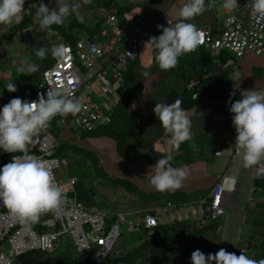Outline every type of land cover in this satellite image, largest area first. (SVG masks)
<instances>
[{
  "label": "clouds",
  "instance_id": "1",
  "mask_svg": "<svg viewBox=\"0 0 264 264\" xmlns=\"http://www.w3.org/2000/svg\"><path fill=\"white\" fill-rule=\"evenodd\" d=\"M91 2L92 0H73L70 4L67 0H56L55 7H50L41 2L36 8V16L41 30L47 29L54 24L63 25L65 19L73 14L76 16L78 22L83 23L84 16L81 15L80 9L83 5L91 4ZM24 5L25 0H0V24H19L23 20V12L25 10ZM238 6L237 0H224L222 5V7L229 12L235 10ZM251 7V18L254 19L257 24L264 22V0H251ZM206 10L207 6L205 0H188V2L179 9L178 21L174 14H169L173 16L176 21L174 25H171L169 21L168 27L159 24L157 25V28L162 29V34L159 36H151L149 41H151L156 50L154 59L162 71H168L175 68L179 62V57L194 52L197 46L204 43V33L200 31L196 25L185 21L201 15ZM167 13L171 12L168 11ZM28 30L31 31L32 29L29 28ZM197 49L206 48L198 47ZM49 51L55 61L56 59L65 60L69 49L62 43L53 45L51 49L42 46L36 51L35 55L37 58L43 60L46 58ZM18 72L24 75L38 73L39 65L32 62L29 57H25L18 67ZM140 74L143 77H148L150 75L148 71L143 69ZM121 77L118 78L122 80ZM231 77V80L233 81L239 80L240 73L234 71L231 74ZM71 82L72 81L70 80L69 83ZM111 86L113 87L112 84ZM6 88L9 92H16L18 90L13 81H10L6 85ZM113 90V95L116 96L117 91L114 87ZM235 95V91L230 92L228 101L226 102L230 105V113L233 114L232 124L236 130L235 135L229 139L226 134L218 140H213L209 146L211 154L214 157L227 155L229 166L226 170L216 174L215 181L211 184L205 194L185 199L191 200L201 197L213 201L215 199V187L218 181H220L219 184H222L225 176L232 182V188L223 189L219 196L218 205L223 206L225 203L223 206L224 213L217 219L210 221H215L217 224L221 222L225 225V230L223 232H215V234L221 235V240L226 236V242L233 221L230 222L229 226H227L226 223L229 219H236L247 168L252 167L250 173L252 186L250 196L242 208L243 215L246 216L251 210L253 212H256L257 210L261 211V209L256 208L253 199L257 197L264 199V197L261 196L263 194L260 193L262 192L261 189L255 186L256 180L264 179V173L262 170L264 169V91H242L241 98L233 102V97H235ZM91 97L93 100V92L91 93ZM29 98L21 99L20 97H14L0 108V148L8 153H20V155H13L12 161L6 163L0 168V201H2L3 206L9 210L11 215L24 225L38 223L42 214L58 208L63 199L62 189L55 183L54 174L48 163L45 160L34 157L28 153V146L33 143L34 137H36L41 131L45 129L48 130L50 122L57 115L66 117L60 118L65 125H70L72 119L74 128L80 133L83 131H91L84 129L75 123V115L84 110L86 103L85 97H75L67 88L57 87L49 88L46 97L44 93H39L38 99L29 101ZM181 104L182 101L176 99L174 103L170 104L156 103L153 109L154 114L159 119L164 130V134L169 136V144L175 150H179L182 143L192 140L194 136L192 131V121L186 111L181 107ZM51 136L54 137L53 135ZM55 139L58 141V148L56 151V155H58V149L63 141L58 138ZM224 141L232 143L233 150H238L235 157H232L228 153L227 150L230 146L224 144ZM215 143H220V149L222 150L221 155H216L219 154V152L216 154L214 153V148L212 146ZM193 147H195V145H193ZM240 150H243V164L241 167L242 169L240 170L242 176L239 180L237 177L239 170L234 169V166H237V157ZM172 159L173 157L171 153H168L161 156L156 163L151 166L153 174L150 177V184L158 192H174L180 189L183 185V181L188 175L185 169L174 168L170 163ZM64 162L65 161L63 160V163ZM257 165L261 167V171L258 174L256 173ZM69 177L76 176L70 175ZM60 179L64 180L63 178ZM233 196H235V202H232ZM166 200L184 201L172 200L169 198L149 206L133 208L132 210H122L118 213L122 212L125 215L134 214L135 219L132 220L135 222V225L132 228L128 225V229L132 231H135L136 229L139 230L140 228L141 231L142 229H147L145 232L148 234L151 232V229H154L159 224L187 222V219L182 221H170L168 220V215L162 213V216L157 218L158 220L155 226L148 228L143 224L142 217L147 211L142 210L160 206ZM108 212L109 216L106 220L107 223L110 224L115 222L113 217L117 215V213ZM136 222H138V224H136ZM62 237L66 239V245H71L74 248L75 254L71 256L67 254H58L56 256L75 257L77 255H85L91 264H104L109 258L117 255V253L115 254L114 244L112 250L104 261L101 263H94L89 258L90 253L88 251L77 250V247L69 234H63L60 238ZM231 239L232 237L230 235L228 244L226 245L225 242L224 248L218 249L215 253H208L207 256L200 249L194 250L190 257L192 264H213V262H215V264H264V259L257 261L248 257L244 248H236L233 246L232 252H228L227 249ZM59 245L60 244L57 243V247L51 251H37L51 255L56 251ZM241 249L244 251H240ZM25 253L27 252H23L19 256H22ZM12 264H14V261Z\"/></svg>",
  "mask_w": 264,
  "mask_h": 264
},
{
  "label": "built area",
  "instance_id": "2",
  "mask_svg": "<svg viewBox=\"0 0 264 264\" xmlns=\"http://www.w3.org/2000/svg\"><path fill=\"white\" fill-rule=\"evenodd\" d=\"M237 3L238 8L231 12L225 10L222 18L216 17L215 24H195L204 33V43L197 48L205 47L215 51L227 49L238 59H241L247 52L254 55L264 53V22L257 24L251 18V0H237ZM103 10L105 21L112 32L108 42L80 39L76 42L75 48L62 43L69 49L66 59H56L53 65L43 72L42 79L34 88V94L28 99L29 101L38 99L39 93H44L46 97L49 88L57 87L67 88L75 97H85L84 110L75 115V123L87 130H92L110 121V114L103 111L92 100L90 80L96 77L103 84L105 92L113 94V87L103 71L105 56L115 50L119 44L124 45L122 50H118L108 63L114 71L113 77H121L127 63L139 55L142 39L140 34L123 28L115 13ZM137 19H140V16ZM168 21L171 25L176 23L174 17L167 13L162 16L159 25L168 27ZM156 30L162 34V29L156 26ZM2 31L3 28H0V32ZM101 35H107L106 28L101 30ZM70 80L71 83H69ZM197 81L191 78L187 87L194 86ZM233 91L225 89L223 95L229 97L230 92ZM223 143L230 146L227 151L235 157L238 150L232 149L233 144L228 141ZM220 146V143L212 146L215 154L219 152L216 155L222 153ZM57 148L58 141L45 129L34 137L33 143L28 146V153L48 163L54 174L55 183L62 189V202L58 208L42 214L38 223L24 225L11 215L0 201V264H12L14 259L23 252L54 250L63 234H69L72 237L78 251H88L89 258L94 263H101L109 255L120 234L118 222L107 223L109 212L106 209L84 205L75 196L68 194L69 191H73L77 178L69 177L66 180L58 178V170L63 160L56 155ZM13 155H20V153H8L0 148V168L11 162ZM256 170L258 174L261 167L257 165ZM262 170L264 173V169ZM219 182L215 187L213 201L201 197L184 201L166 200L160 206L142 210L147 211L142 217L143 224L148 228L155 226L157 218L161 217L162 213H166L170 221L187 219L198 224H205L217 219L224 213L225 203L223 206L218 205L220 193L223 189L232 188V182L225 176L222 184ZM117 216L121 223L127 220L130 228L135 225V222L127 219L124 213H117ZM224 230L225 225L219 222L215 232L221 233ZM3 243L8 244L7 252L2 250Z\"/></svg>",
  "mask_w": 264,
  "mask_h": 264
},
{
  "label": "crops",
  "instance_id": "3",
  "mask_svg": "<svg viewBox=\"0 0 264 264\" xmlns=\"http://www.w3.org/2000/svg\"><path fill=\"white\" fill-rule=\"evenodd\" d=\"M29 2L33 5H36V3L40 4L41 2H43L49 5L50 7L56 6V0H25V3ZM67 2L71 4L73 0H67ZM187 2L188 0H166V4L163 5L164 7L160 11V14L158 16L154 15L151 19H148V21L145 20L146 18L144 17L143 20L138 23L135 21H133L131 25L129 23V25L131 26V30L134 29L135 31L140 32V35L142 36L140 51L138 55V57L140 56V64L133 70L134 79L135 75L138 78V86L136 91L131 96V99L127 101L126 104V111H133L139 114V118L135 121V123L139 125V130L136 127L132 130H114V134L116 131H118V134L116 137L113 138L105 135L90 136L86 134V131L80 133L70 125H66V128L63 130L60 129L57 120L66 117H62L59 115L54 117V120L50 123V126L48 127V130H58L57 134L59 135V137H56L59 140L63 139L61 141H63L64 143H69V141L67 140L71 141V144L68 145H72L73 148H71L68 152L63 151L61 154L62 159L64 161L69 160L72 163L73 161H79L83 164L86 163L88 165V151L98 150L101 154V156H99V154L97 153L99 162L95 163L94 161H92V165H94L95 163L97 166V173L103 176L106 175V173H109L107 177L116 180L120 179V182L129 183L131 184L129 185L130 188H133L132 186L135 187L136 191H134L138 194L134 198H131V201L134 204L130 208H127L128 210L149 206L151 204L163 201L159 198L160 194L165 195V199H169L170 193H173L174 197L183 198L181 200H185L201 194L203 195L208 191L211 184L215 181L216 174L226 170L229 166L227 155L215 159L217 157H214L211 154V150L209 147L210 143L213 140H218L226 134L228 135V138L231 139L236 133L235 127L234 125H231L229 118L230 114L232 116L233 114L229 111L230 105L226 103L229 97H225L224 95H222L221 97H216L212 99V101L203 102L200 100L201 102H197L196 104L188 105L183 108L192 121V131L194 133V136L192 140L182 143L180 145L179 150L173 149V147L169 144V136H166L164 134V130L160 124V121L153 111L156 103L170 104L172 103L170 101L172 97H175L177 94H179V96L181 95L180 90H182L184 81L186 79L185 77H183V74L187 75L186 72L190 70L191 65L187 61L191 62V59H184L181 56L183 61L178 62L175 68L170 69L168 71H162L159 68L158 64L155 62V59L153 58L154 46L152 45L151 41H149L151 36H158V34L160 33L156 30V27L152 30H149L148 28H150V26H152L157 19L162 17L163 14H167V12H170L171 10H175V17L178 21L179 9ZM175 5L177 6L176 8ZM28 7H30V5ZM24 13L25 10L23 14ZM84 13H86V11ZM72 16L73 15H71V17ZM101 17L103 18V15ZM213 17L211 16L209 10H206L201 15L195 16L191 20L185 22L192 23L194 25L205 24L210 22ZM131 19L132 17H130L128 20ZM90 23L91 22H88V24ZM9 26L10 25L0 24V28H3L2 32H4L5 28L8 29ZM48 30L51 34L54 35L52 41H47L46 43L47 48L49 49L50 45L52 46V44L55 43V41L60 37V35L56 34L57 32L52 30L51 28H48ZM40 31L41 28L39 27L38 32ZM33 34L36 35L33 37L31 34V36L28 37L29 42H27L26 44L24 42V38L22 36L21 31H18L17 37L20 40V44H17L15 46L20 45L19 48L15 47L7 55H2L0 66L2 63H4L3 58L7 60L8 57H11L8 59L9 61L7 62V64H4V67H0L1 69L5 70L7 74L10 73V67L14 63H22L23 58L21 60L20 55H25L26 53L32 55V51H34V49L37 48V45H39L36 41H34V38H37L40 35L37 34L36 31ZM16 55L17 58H15ZM195 59L198 62V65L202 64V58L200 55H198V57H196ZM253 65L264 66V54L256 56L252 53H246L242 57V62L239 69L241 81L244 79V76H241L242 67L243 70H252L251 66ZM221 68L223 69V66ZM142 69L148 71L150 75L148 77H143L140 74ZM215 73H217V70L215 71ZM222 73L223 71L220 72V75H223ZM222 77L223 76H220L219 79H221ZM112 79L117 78H114L112 76ZM246 79L249 80L247 82L249 83L248 87L264 88L263 78L253 80L246 77ZM13 83L17 86L16 82ZM240 88L244 90L236 92V98H233V102L241 98L242 91H247V88L242 87V85ZM116 91L117 95L114 96L115 103L111 104V102L107 100V103H105L107 105L110 104V106H113L114 110L116 109L121 112L122 109L117 108V106L115 105L117 101L121 98V94L125 91V87L122 84V80L121 85H119ZM14 94V92H9L7 95H4V98H8V100L10 101L12 98L15 97ZM105 94L107 93L105 92ZM2 107L3 103L1 101L0 108ZM127 117L128 116L125 115L124 117L122 116V118L120 119V121L123 123V125L121 124L122 126H124V124L127 122ZM98 127L94 128L93 130L97 129ZM122 134H124L123 138L120 137ZM127 134H131L130 137H127ZM116 139L120 140L119 150L117 148ZM193 145H195V147H193ZM65 146L66 145L62 146V149ZM168 153H171L173 157L172 161L170 162L171 165H173L174 168L185 169L188 175L183 181V185L180 189L174 192H158L150 184V177L153 174L151 171V166L154 165L161 156ZM242 155L243 150H240V153L237 157V166L235 165L234 169L239 170V161L242 160ZM99 167L103 171V174L101 173ZM108 182L111 181L109 180ZM113 183H117V181H114ZM137 196H142V198ZM127 209L124 206L122 209L115 210L122 211ZM115 210H113V212H115ZM241 216L242 219H240V226L238 228L236 236H233L236 219H229V221L226 223V225L229 226L230 222L233 221V225H231L232 228L230 232L232 238L237 239L241 235V230L244 229L246 221L254 220L253 216L246 217L243 214ZM218 243L219 245L217 247V250L211 252L215 253L218 251V249H220L221 243L219 241ZM133 245L125 248L126 250L118 252L115 251V253H125V251L130 250V247H132ZM189 248L190 245L187 244L181 250H183L186 254L190 252ZM171 261L178 262V260L176 259H173ZM185 264H192V262H186ZM213 264H215V262H213Z\"/></svg>",
  "mask_w": 264,
  "mask_h": 264
},
{
  "label": "trees",
  "instance_id": "4",
  "mask_svg": "<svg viewBox=\"0 0 264 264\" xmlns=\"http://www.w3.org/2000/svg\"><path fill=\"white\" fill-rule=\"evenodd\" d=\"M149 1L150 0H138V1L129 0L125 4H121V5H117L114 3V6L116 8L115 14L119 17L121 23L122 22L125 24L130 23V25L132 24L133 21L138 23L142 21L144 17L145 18L147 17L146 11L148 10L149 7L148 6ZM36 5L32 4L30 5V7L25 9V13L23 14V20L19 24L13 23L9 26L8 29L5 28L4 32H0V41L2 37L7 35L9 32L13 33L16 30L21 31V33L22 30H24L27 33V37L31 36V34L34 37L36 35L33 34L35 31L37 32V34L40 35L39 37L34 38V41H36L39 45H37V48L34 49V51H32L33 54L31 55L26 53L25 55H20L21 60L22 58L24 60L25 57H29L32 62L37 63L39 65L38 73L26 75L25 79L22 77L23 74L21 78H18V75L15 74L16 80H14V72L12 71V69H10V73L7 74L5 71H3L0 68V85L2 83L1 81H3L5 78H9L10 81L16 82L18 86L17 87L18 90L14 92L15 93L14 96L20 97L21 99H27L34 94L33 90L36 84L38 83V81L42 79L43 72L47 68H49L54 62V58L52 57L50 51H49L50 53L48 52L46 58L43 60L37 58L35 55L36 51L40 47L43 46L46 48L47 41L49 42L52 41L54 37V35L49 32L48 28L41 30L42 32L41 31L38 32V28L40 26H39L38 18L36 16V8L39 6V4L36 3ZM106 6L111 7L112 5L110 4ZM103 9H105V12L113 13V12H109L106 7L101 6L100 10L103 13H104ZM139 16L140 19H137V17ZM130 17H132L133 20L132 19L128 20ZM91 18L93 17L87 18V20H89L88 22H90ZM103 18L101 16L98 18L94 17V19H92L93 22H91L90 24H88V22L80 23L76 19V16L73 14L72 17L69 16L68 18H66V21L64 22L63 25L54 24L50 26L49 28L56 31L57 32L56 34L60 35V37L55 41L54 44H52V46L64 42L75 48L76 42L80 39L108 42L110 36L112 35V32L108 24L106 23L104 16ZM161 18L162 17L157 19L155 23L152 26H150V28L148 29L149 30L154 29L159 24ZM215 21H216V17L214 16L210 22L205 24H215ZM15 27H17V29L13 30ZM29 28H31L32 30L29 31L28 30ZM103 28L107 29V35L105 36L101 35V30ZM28 42H29V38H28ZM25 43L27 44V41ZM52 46L50 45L49 49H51ZM123 46L124 45H122V43L119 44L115 50H112L110 53H108L105 56L104 61H106V63L109 62L118 52V50H122ZM210 52H213V55ZM228 52L232 53L227 49H222L218 51H215L213 49H207V50L202 49L199 51V49H197L196 51L191 52L190 55L192 56L188 58L191 59V62L187 61L188 63H190L191 67L190 70L186 72L187 75L183 74V77H185L186 79L184 81L182 90H180L181 95L179 96V94H177L175 97H172L170 101L174 103L176 99H180L182 101L181 107L184 108L188 105L196 104L197 102L212 101V99L216 97H221L223 95V90L225 89L234 90L235 93L240 90H244L241 89L240 87L241 85L243 87V85L245 84L249 85V83H247L249 80H247L246 78H244L242 81L240 79L234 81L231 80L232 79L231 74L234 71L239 72V70L237 69L238 65L234 67L229 66L230 68L229 78L220 75V72L223 70L221 67L224 65L226 57L228 56L233 57L232 56L233 53L230 54ZM155 54H156V50L154 49L153 58L155 57ZM198 55H200L202 58L201 65H198V62L195 59L196 57H198ZM9 58L11 57H8V59ZM15 58H17V55L15 56ZM213 58L218 61V65L216 67L211 65V59ZM236 58L237 57H235L234 60ZM1 60L2 58L0 59V61ZM139 64H140V59L137 56L135 59L130 60L125 66L124 70L122 71V84L125 87V91L121 94V98L117 101L115 105L117 106V108L122 109L121 112L116 109L113 110L112 112L110 111L111 110L110 109L108 112L111 114L112 117L111 120L108 123H105V125H102L95 130L87 131L86 132L87 135L90 136L105 135L113 138L116 137L118 134V131H116L114 134V130H132L135 127L139 130L138 125L135 123L136 119L139 118V114L133 111L131 112H129L128 110L126 111L127 101L131 99V96L136 91L138 86V78L135 75V79H134L133 70ZM19 66L20 64L14 63L10 68L19 67ZM216 70L217 73H215ZM260 70H262V67L258 69V71ZM220 76L223 77L219 79ZM191 78L196 79L198 81L194 86L188 88L187 84ZM91 80H90V85L92 82ZM99 89L105 91V88L102 83L99 85ZM0 91L2 92L3 96L8 94L4 92V90L1 87H0ZM234 98H236V95ZM2 103L4 105L8 103V101H3ZM109 107L111 108L110 105ZM125 115L128 116L127 122L124 124V126H122L123 123L120 121V119L122 118V116L124 117ZM127 135H128L127 137H130L131 134H127ZM119 141H120L119 139H116L118 150L120 148ZM64 145H68V143L62 142L60 144V148L58 149V152L61 151V154H62V146ZM88 154H89L88 157L91 158L92 161H94L95 163L99 162V158L97 157L96 154L93 153L92 150H89ZM99 169L103 174V171L101 170L100 167ZM111 182L113 183L114 181ZM255 186L261 189L262 192L260 193L263 194L261 196L264 197V179L256 180ZM132 187L133 188L131 189L136 191L135 187L134 186ZM169 196H170L169 198L172 200L183 199L179 197H177L179 198L177 199L176 197H174L173 193H170ZM253 201L255 203L256 208L261 209V211L259 213H255L252 210L248 212L246 217L253 216L254 220L253 221L245 220L246 222L244 225V229L241 230V235L237 239L232 238L231 241L232 240L234 241V246L236 248H244L246 250V255L248 257L259 261L261 259H264V220H263L264 199L257 197L253 199ZM216 226H217V222L215 221L206 222L205 224H198L195 221H190V220H187V222H173V223L159 224L154 229H151V232L148 234L150 235L149 238L147 237V239H145L144 241L140 240L136 242L132 247H130L131 249L128 250V252L125 251L126 253H117V255L109 258L106 262H104V264H170L172 262L171 260L173 259L178 260L176 264H185L186 262H191L190 259L191 253L195 250V248L193 247L189 248L190 252L186 254L184 253L185 255L182 257L180 256L179 253L176 255L177 251H181V249L185 245L187 244L190 245L192 242L194 243L195 241H196L195 243H201V241L203 240L202 242L204 243L205 240L203 237H208L209 239H212L214 242V247L217 250V247L219 245L218 241L221 242L222 236L219 234H215ZM142 230L147 231V229H142ZM203 243L197 249H200L206 256L208 253H213L211 252L212 251L211 249L209 252H206V250L203 249ZM134 254H135V258H134ZM171 255H175V256L172 258L170 257ZM14 264H91V263L88 261L87 256L85 255H77L75 257H66V256L55 257L44 254L41 251H30L23 254L22 256L16 257V259L14 260Z\"/></svg>",
  "mask_w": 264,
  "mask_h": 264
},
{
  "label": "rangeland",
  "instance_id": "5",
  "mask_svg": "<svg viewBox=\"0 0 264 264\" xmlns=\"http://www.w3.org/2000/svg\"><path fill=\"white\" fill-rule=\"evenodd\" d=\"M127 1L129 0H92L91 4L88 5H83L82 8L80 9V13L81 15L84 16V22H88L89 20H87L88 17H93L91 18L90 22H93L92 19H94V17L98 18L102 15H104V13L100 10L101 6H104L107 8V10L109 12H113L115 13L116 8L114 6V3L117 5H121V4H125ZM133 1H138V0H133ZM32 3H25L24 7H28L29 5H31ZM112 5L111 7H107L106 5ZM166 4V0H150L148 2V10L146 11L147 13V17L145 20L148 21V19H151L154 15H159L160 11L163 9V5ZM205 4L208 6L207 10H209L211 16H215L218 18H222L225 15V9L222 7L223 3L222 0H205ZM177 6L175 5V8ZM167 9V8H166ZM88 12V13H84V12ZM172 14H174L176 16V12L175 10H171L170 11ZM66 21V19H65ZM121 26L127 30H131V26L129 24H125V23H121ZM133 26V25H132ZM17 29V27H15L13 30ZM17 32L18 30L14 31L13 33L9 32L7 35H5L4 37H2L1 41H0V57L2 58V55H7L8 53H10V51L13 50V48L17 47L19 48L20 45L15 46L17 44H20V40L17 37ZM131 32L135 33V34H141L138 31H135L134 29L131 30ZM20 33V32H19ZM22 33L24 36V42H28V37H27V33L22 30ZM96 35V34H94ZM160 34H158L159 36ZM157 36V35H156ZM21 38V36H20ZM96 38V37H94ZM47 48V47H46ZM48 49V48H47ZM202 49H199V51ZM50 53V52H49ZM213 55V52H210ZM230 53V52H228ZM250 53V52H247ZM232 54V53H230ZM264 54V53H262ZM261 55V54H260ZM192 55L187 54V55H182V57L185 59H188L189 57H191ZM233 57H226V60L224 62L223 65V76H225L226 78L230 77V68L229 66H236L238 65V70L240 69L241 66V60L242 59H238L236 58L234 60V55L232 54ZM258 56V55H256ZM140 57V56H139ZM181 58H178V61L181 62L183 61ZM4 63L1 64L0 67H4V64H7V62L9 61L8 59H4L3 60ZM106 63V62H104ZM109 62H107L106 64H104L103 67V71L105 72L104 75L105 77L110 81L111 84H113V87L115 88V90L118 89L119 85H121V80H119V78L117 79H112L113 76V69L111 65H108ZM211 65L216 67L218 65V61L216 59H211ZM7 66V65H6ZM262 67V70L258 71L259 68ZM12 69V71L14 72V80H16L15 74L18 75V78H21L22 74H20L18 72V67H13L10 68ZM252 70H241V76L243 78H250L253 80H257V79H264V66H257V65H253L251 66ZM3 70V69H2ZM5 71V70H3ZM24 79L26 78V75L23 74L22 76ZM91 90L93 92V100L100 105L101 109L107 113H109L108 111H113V106H111V108L109 107V105H107L106 100L111 102V104L115 103V99L113 94H105V91H102L99 89V85L101 84V82L96 78H92L91 80ZM10 82L9 78H5L2 83H1V88L4 90V92L9 93V91L6 88V85ZM243 87H246V90H257V91H264L263 87H257V88H251L248 87L247 84L243 85ZM18 89V88H17ZM104 96V98H103ZM0 99L1 101H8V98H4L2 92L0 91ZM106 102V103H105ZM68 118V117H67ZM230 118V123L232 124V115L230 114L229 116ZM54 120V118H53ZM52 120V121H53ZM142 120V117H141ZM51 121V122H52ZM50 122V123H51ZM60 129H65L66 125L64 123H62V121L60 119L57 120ZM140 123V122H139ZM70 126H72L74 128V123L73 120L71 119V123ZM139 126V125H138ZM75 129V128H74ZM51 135H53L55 138L59 137V135L57 134L56 129H51V130H47ZM57 136V137H56ZM121 138L124 137V134H122L120 136ZM63 140V139H60ZM67 140V139H66ZM68 144H71L70 140ZM71 148H73L72 145H66L65 147H63L62 152H68ZM94 154L101 156L100 151L98 150H92ZM98 153V154H97ZM58 155L60 158H62L61 156V151L58 152ZM219 157L215 158L218 159ZM242 160L239 161V174H238V179L240 180L241 178V167H242ZM173 166V165H172ZM97 166L94 163V165H92V160L91 158L88 159V165L85 163L83 164L82 162L79 161H73L70 162L69 160H65L64 164L62 165V167L59 169L58 171V177L63 178L64 180L68 179V177L70 175H75L77 178V182L74 185L73 191H69L68 194L71 196H75L80 202H82L84 205H96L99 207H103L105 209H107V211L113 212V210L115 209H122L124 206L125 208H130L134 203L131 201V198H134L138 193H136L134 190H132L129 186V183H125V182H120V179L117 180H113V178H109L107 177V175H109V173H106V175H99L96 171ZM251 169L247 168L246 171V176H245V180H244V185H243V189L241 192V197H240V201H239V209L237 212V216H236V222H235V227H234V231H233V236L237 235L238 232V228L240 226V219H242V214H243V210L242 208L244 207V204L246 203L247 199L250 196V191H251V179H250V173H251ZM109 180L111 181H117V183H111L108 182ZM133 196V197H132ZM142 198V196H137ZM159 198L161 200L165 199V195L160 194ZM232 202H235V196L232 197ZM131 203V204H130ZM116 213H118V210H115ZM260 211L257 210L255 213H259ZM126 218L129 219H135V215L134 214H128L126 215ZM113 220L119 223V232H120V236L118 237L115 246H114V250L116 252L118 251H123L126 250L125 248L133 245L135 242H138L140 240L144 241L145 239H147V237L149 238L150 235H148L147 232L145 231H141L139 230H129L128 229V222L127 220L124 222H119L118 221V216L115 215L113 217ZM205 242L203 243L201 241V243H191L190 244V248L193 247L195 248V250L201 246V244L203 243V249L206 250V252H209L210 249L212 251H216L215 247H214V242L212 239H209L208 237H203ZM207 240V241H206ZM225 242H226V236L223 238V240L221 241V247L220 248H224L225 247ZM59 247L56 249V251L54 253H52L50 256H56L58 254H67V255H74V248L71 245H66V239L64 237L59 239ZM234 246V241L232 240L229 243L228 252H232ZM8 244L7 243H3L2 244V250L7 252L8 251ZM128 252V251H126ZM125 252V253H126ZM180 254V256H184V251H177V254ZM116 254V253H115ZM137 256V255H136ZM175 255H171L170 257H174ZM134 258H135V254H134ZM177 262H171L170 264H176Z\"/></svg>",
  "mask_w": 264,
  "mask_h": 264
},
{
  "label": "water",
  "instance_id": "6",
  "mask_svg": "<svg viewBox=\"0 0 264 264\" xmlns=\"http://www.w3.org/2000/svg\"><path fill=\"white\" fill-rule=\"evenodd\" d=\"M231 228H232V227H231ZM231 228H230V232H231ZM230 232H229V235H228V239H227L226 245L228 244V241H229Z\"/></svg>",
  "mask_w": 264,
  "mask_h": 264
}]
</instances>
